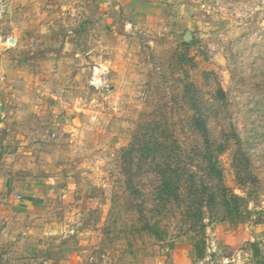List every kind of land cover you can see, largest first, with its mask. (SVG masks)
Returning a JSON list of instances; mask_svg holds the SVG:
<instances>
[{
  "label": "rangeland",
  "instance_id": "1",
  "mask_svg": "<svg viewBox=\"0 0 264 264\" xmlns=\"http://www.w3.org/2000/svg\"><path fill=\"white\" fill-rule=\"evenodd\" d=\"M3 161L47 196L31 258L264 264V0H0Z\"/></svg>",
  "mask_w": 264,
  "mask_h": 264
},
{
  "label": "crops",
  "instance_id": "2",
  "mask_svg": "<svg viewBox=\"0 0 264 264\" xmlns=\"http://www.w3.org/2000/svg\"><path fill=\"white\" fill-rule=\"evenodd\" d=\"M5 165V161L0 162V264H57L44 255L31 258L28 248L42 247L39 243L44 234L41 232L40 236L35 228L44 220L35 219L32 212L44 206L47 196L40 193L33 173H19L10 162ZM25 179H33L34 183L22 187ZM256 253L258 257V249Z\"/></svg>",
  "mask_w": 264,
  "mask_h": 264
},
{
  "label": "trees",
  "instance_id": "3",
  "mask_svg": "<svg viewBox=\"0 0 264 264\" xmlns=\"http://www.w3.org/2000/svg\"><path fill=\"white\" fill-rule=\"evenodd\" d=\"M137 142L140 141L136 139ZM135 140V141H136ZM141 162L145 163L146 166L151 169L152 173H155L159 178L160 186L157 188L158 193L156 194V200L164 206L167 207L168 203H173V201H180L179 190L183 178L185 174L178 176V182H175L171 173L172 170V162H171V154L168 153V146L165 143H160V141H156L155 144H149L148 141H142L141 143ZM137 143H133L131 148L128 150L129 155H133L136 152ZM171 150V149H170ZM166 151V153H164ZM161 153V155H160ZM160 155V156H159ZM211 171L214 170V167H211ZM170 173V174H169ZM233 198H236L233 196ZM211 203L215 202V198H211ZM228 201V200H227ZM225 201V202H227ZM229 203V202H228ZM234 214L231 211L230 215ZM253 249H255V255L257 246L253 245Z\"/></svg>",
  "mask_w": 264,
  "mask_h": 264
},
{
  "label": "built area",
  "instance_id": "4",
  "mask_svg": "<svg viewBox=\"0 0 264 264\" xmlns=\"http://www.w3.org/2000/svg\"><path fill=\"white\" fill-rule=\"evenodd\" d=\"M99 86H100L101 88L108 89V88H109L108 81L104 78V79L101 80V82L99 83Z\"/></svg>",
  "mask_w": 264,
  "mask_h": 264
}]
</instances>
